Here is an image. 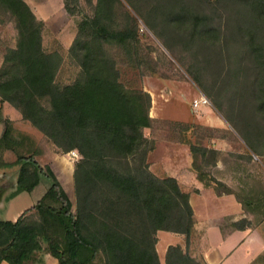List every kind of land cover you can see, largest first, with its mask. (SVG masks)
I'll use <instances>...</instances> for the list:
<instances>
[{"label":"trees","instance_id":"1","mask_svg":"<svg viewBox=\"0 0 264 264\" xmlns=\"http://www.w3.org/2000/svg\"><path fill=\"white\" fill-rule=\"evenodd\" d=\"M230 1L246 11L241 17L238 12L225 15L222 26L211 24V10L202 0H178L184 12L175 15L173 23L182 26L185 39L202 43L197 48L208 56L204 64L218 67L217 92L231 90L229 101L235 103L238 115L248 114L253 145L250 140L247 145L253 149L255 144L264 145V0ZM115 2L95 0L91 16L78 20L67 49L78 71L71 82L62 84L55 81L60 54L45 51L41 44L43 22L24 0H0L15 40L2 54L0 101L17 110L56 150H76L79 155L72 171V209L48 165H35L32 178H27L32 143L25 135L11 136L8 120L4 122L0 169L17 168L15 185L3 200L30 192L39 173L49 184L14 220L0 219V261L44 264L48 255L53 264H95L96 259L101 264H159L155 232L184 234L187 243L193 230L188 194L174 178H159L147 169L150 141L143 129L152 121L150 98L147 92L119 81L108 52L118 47L130 58L134 48V32L114 25ZM208 3L212 6L213 0ZM63 7L72 14L66 0ZM3 150L13 152L15 160L4 161ZM239 223L234 222V228L243 226ZM164 264L205 263L180 246L169 245Z\"/></svg>","mask_w":264,"mask_h":264},{"label":"rangeland","instance_id":"2","mask_svg":"<svg viewBox=\"0 0 264 264\" xmlns=\"http://www.w3.org/2000/svg\"><path fill=\"white\" fill-rule=\"evenodd\" d=\"M24 1L33 6L35 11H31L37 19L43 17V49L56 51L62 58L55 81L71 82L78 67L68 59L67 49L78 20L91 16L95 0H66L72 14L64 9V0ZM202 1L207 2L211 10L213 26L216 22L222 26L227 14L231 17L232 12H238L241 17L246 11L240 5H232L230 0H213L212 6L208 5L210 0ZM172 2L117 0L113 5L114 25L134 32L135 37L130 58H126L118 47L108 49L116 63L119 81L127 88L147 92L150 98L148 115L152 121L143 129L144 136L150 141L147 161L155 173L181 178L179 185L191 196L192 212L196 211L199 218V215H220V227L224 230L234 228L233 220L236 219L240 225L264 233V145L255 144L253 149L247 145V140H252L248 114L238 115L235 103L229 101L231 90L217 92L218 67L204 64L203 59L208 56L197 48L202 43L185 39L182 26L173 23L174 16L184 10H179L183 5L176 4L178 0ZM196 2L199 5L200 2ZM14 41L13 26L0 10V63L4 49L13 46ZM194 99H200L196 107L193 106ZM6 120L11 136L25 135L32 143V155L26 161L30 163L27 164V178H32L30 172L35 165H48L74 209L72 171L79 158L77 151L62 153L56 150L41 133L21 119L17 110L0 101V133ZM191 146L206 151H191ZM2 159L13 161L15 154L3 150ZM16 168L0 169L1 220H10L18 210L27 208L49 184L47 177L39 173L38 183L32 191H23L4 201L3 195L15 185ZM188 171L201 181V190L194 188ZM193 241L184 243V251L193 250ZM246 248L252 255L255 253L256 247ZM262 258L264 252H258L254 262L261 259L260 263L264 264ZM95 264H101L100 260L96 259Z\"/></svg>","mask_w":264,"mask_h":264},{"label":"crops","instance_id":"3","mask_svg":"<svg viewBox=\"0 0 264 264\" xmlns=\"http://www.w3.org/2000/svg\"><path fill=\"white\" fill-rule=\"evenodd\" d=\"M26 4L31 8V10L35 11L34 8H32L33 6H30L27 2ZM38 10L39 12L41 11L40 8ZM38 20H41L43 22V17L40 16V19L38 18ZM146 164H147V169L156 177L174 178L177 181L180 190L187 193L186 189L185 188L182 189L181 186L179 185L181 182V178L179 176L163 175V174L155 173L150 168L147 158H146ZM188 173L192 178L191 182L193 183L194 188L198 191L201 190L202 188L201 181L196 179L191 171H188ZM191 200H192L191 196L188 195L189 204H191ZM32 204H30L28 207H30ZM22 211L21 209L18 210L16 213L13 214L10 220H14ZM195 212L196 211L192 212L193 230L192 232H190L188 236L189 241L192 242L194 239L193 250L187 252L192 258L203 261L205 264H261L260 263L261 259L256 260V262L254 261H255V255L258 252H264L263 232L250 229L248 226H240V228H230L229 230H224L220 227V223H219L220 215L219 216L199 215L201 217L199 218ZM246 220L248 219L246 218ZM233 221L236 222V219H234ZM164 235H168V236L163 237ZM169 236H173V237L171 238ZM184 239H185L184 234L169 232L164 230H157L155 232L154 250L157 255L159 264H162L161 263L162 258L164 264L165 251L169 245H178L180 246L182 251H184L183 249V245L185 243ZM246 247H256L254 253L255 255L254 254L252 255V253H250L249 249H247ZM0 264H9V263H7L4 260H1ZM44 264H53V261H51V257L45 255Z\"/></svg>","mask_w":264,"mask_h":264},{"label":"built area","instance_id":"4","mask_svg":"<svg viewBox=\"0 0 264 264\" xmlns=\"http://www.w3.org/2000/svg\"><path fill=\"white\" fill-rule=\"evenodd\" d=\"M199 100L200 99H194L192 102H193V106H198V104H199ZM201 100H204V99H201Z\"/></svg>","mask_w":264,"mask_h":264}]
</instances>
